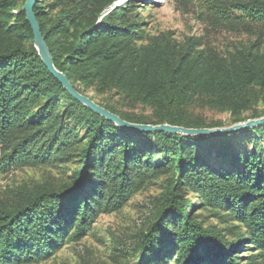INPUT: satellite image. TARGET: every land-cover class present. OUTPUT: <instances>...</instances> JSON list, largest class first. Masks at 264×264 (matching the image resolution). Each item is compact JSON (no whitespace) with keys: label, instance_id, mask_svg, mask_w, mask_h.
Here are the masks:
<instances>
[{"label":"trees","instance_id":"obj_1","mask_svg":"<svg viewBox=\"0 0 264 264\" xmlns=\"http://www.w3.org/2000/svg\"><path fill=\"white\" fill-rule=\"evenodd\" d=\"M119 1L37 0L33 7L54 64L76 90L94 87L149 108L135 113L98 102L140 124L222 126L196 107L229 112L235 123L248 111L264 116V0H175L211 28L249 37L224 51L194 36L148 38L135 14L142 0ZM25 2L0 0V171L72 155L79 167L67 184L0 200V264L32 262L82 238L100 211L122 208L154 179L163 180V191L132 264H165L174 251L175 264H264V124L207 135L122 128L47 68ZM189 192L218 224L193 215Z\"/></svg>","mask_w":264,"mask_h":264},{"label":"rangeland","instance_id":"obj_2","mask_svg":"<svg viewBox=\"0 0 264 264\" xmlns=\"http://www.w3.org/2000/svg\"><path fill=\"white\" fill-rule=\"evenodd\" d=\"M124 1L120 0L117 4L120 5ZM137 13V17L139 16L145 22L144 27L148 38L161 33H167L178 40L194 36L200 38L205 45H212L223 51L249 41L248 36L211 28L202 22L195 12L177 7L175 0H142L135 14ZM82 88L86 95L93 96L97 102L110 103L127 112L146 114L150 112L149 108L142 105L125 104L116 94H100L94 87L82 86ZM258 110L264 111V106H260ZM194 112L201 115L208 123L218 121L222 123V126L235 123L229 112L200 107L194 108ZM244 118V121L252 119L251 111L245 112ZM244 142L245 140L241 143ZM248 142L251 144L252 141ZM252 146L253 144L250 148ZM78 167V155H72L66 160L54 163L7 165L5 170L0 171V200L15 202L22 191L35 188L40 184L53 186L67 184L72 181L74 171ZM163 187V180H152L140 191L133 193L122 208L114 211H100L82 238L66 239L51 255L22 264H132L137 258L135 248L139 242L140 233L149 227L155 213L156 199L162 193ZM187 198L196 204L192 210L193 215L204 218L208 225L218 224L212 211L200 205V197L189 192ZM72 231L73 227L70 228L69 234ZM257 250L255 248L247 252H259ZM175 254L176 251L172 253L170 262L166 261L165 264H175L173 262ZM247 259L249 257H244L243 261Z\"/></svg>","mask_w":264,"mask_h":264},{"label":"water","instance_id":"obj_3","mask_svg":"<svg viewBox=\"0 0 264 264\" xmlns=\"http://www.w3.org/2000/svg\"><path fill=\"white\" fill-rule=\"evenodd\" d=\"M36 2L37 0H26L22 9L26 14V20L28 21V23L32 28L34 34V45L38 50V53L43 59L47 68L81 103L87 105L93 111L104 116L108 120L115 122L117 125L121 126L122 128L130 129L134 131H155V132L168 131L172 133H182L184 135H207V134L236 133L248 128H252L264 124V116H261L259 118H252L247 121L237 122L229 126H215V127H203V128H187L183 126L171 125L168 123L158 124V125L140 124V123H133L124 120L118 114L98 104V102L93 100L90 96L80 93L78 90H76L73 84L71 83V81L69 80V78L67 77V75L56 67L51 55V51L41 32L40 24L37 21L35 14L33 12V7L36 4Z\"/></svg>","mask_w":264,"mask_h":264}]
</instances>
